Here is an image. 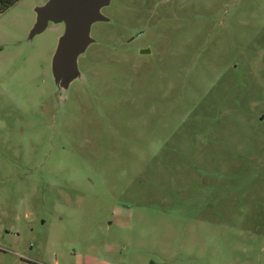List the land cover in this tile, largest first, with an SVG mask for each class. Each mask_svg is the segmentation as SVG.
<instances>
[{
  "label": "rangeland",
  "instance_id": "obj_1",
  "mask_svg": "<svg viewBox=\"0 0 264 264\" xmlns=\"http://www.w3.org/2000/svg\"><path fill=\"white\" fill-rule=\"evenodd\" d=\"M47 1L0 15V264H264V0H111L66 89Z\"/></svg>",
  "mask_w": 264,
  "mask_h": 264
},
{
  "label": "water",
  "instance_id": "obj_2",
  "mask_svg": "<svg viewBox=\"0 0 264 264\" xmlns=\"http://www.w3.org/2000/svg\"><path fill=\"white\" fill-rule=\"evenodd\" d=\"M111 0H48L36 8V22L31 36L40 34L48 23H63L64 33L59 38L52 58V74L60 87L68 85L79 77L77 59L93 43L91 26L107 22L101 9L109 6Z\"/></svg>",
  "mask_w": 264,
  "mask_h": 264
},
{
  "label": "trees",
  "instance_id": "obj_3",
  "mask_svg": "<svg viewBox=\"0 0 264 264\" xmlns=\"http://www.w3.org/2000/svg\"><path fill=\"white\" fill-rule=\"evenodd\" d=\"M20 0H0V15L15 5Z\"/></svg>",
  "mask_w": 264,
  "mask_h": 264
},
{
  "label": "flooded vegetation",
  "instance_id": "obj_4",
  "mask_svg": "<svg viewBox=\"0 0 264 264\" xmlns=\"http://www.w3.org/2000/svg\"><path fill=\"white\" fill-rule=\"evenodd\" d=\"M104 8H105V7H104ZM102 9H103V8H102ZM102 9H101V10H102Z\"/></svg>",
  "mask_w": 264,
  "mask_h": 264
}]
</instances>
